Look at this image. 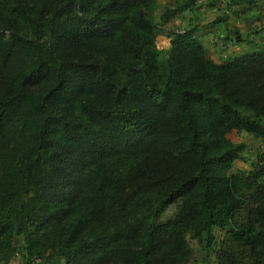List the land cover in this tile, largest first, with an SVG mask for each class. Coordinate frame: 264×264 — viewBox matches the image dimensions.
Returning <instances> with one entry per match:
<instances>
[{
    "label": "trees",
    "instance_id": "16d2710c",
    "mask_svg": "<svg viewBox=\"0 0 264 264\" xmlns=\"http://www.w3.org/2000/svg\"><path fill=\"white\" fill-rule=\"evenodd\" d=\"M144 1L0 0V264L19 235L64 264H191L215 226L213 264H264V153L230 174L227 137L264 142V50L215 62L192 28L161 61ZM14 14L47 17L45 50L5 38Z\"/></svg>",
    "mask_w": 264,
    "mask_h": 264
},
{
    "label": "rangeland",
    "instance_id": "374dc122",
    "mask_svg": "<svg viewBox=\"0 0 264 264\" xmlns=\"http://www.w3.org/2000/svg\"><path fill=\"white\" fill-rule=\"evenodd\" d=\"M225 1L228 0L144 1L142 3L143 10L146 16L155 24V45L156 50L158 51L159 60L165 61L169 58L170 51L173 47V42L177 38V35L187 30L186 25H183V23H181V25L178 24L179 20L182 19L181 15H185V21H190V27H188V29H192L191 26L196 24V19H198L201 14L214 12V8H217L219 3V6L222 7V4H224ZM50 3L51 0H48L45 5H49ZM228 3H233L236 6H243L247 12V18H251V16L264 17V0H229ZM9 4L10 3H7L8 8H14L10 7ZM13 6H15L14 3ZM52 10L53 8L50 9V11ZM76 10L79 11V4L76 5ZM14 16L15 17L9 21V27L6 29L5 38H10L11 32H18L25 35L30 42L43 44V50H45L46 46L49 45L48 41L52 40L50 36L53 35L47 32L49 30L50 23L47 17L45 18L46 24H44L37 33V31L31 27L29 23L26 24L22 23V21H19L21 20L22 15L14 14ZM238 17L239 16L235 14V18ZM213 18H215V13L210 15V20ZM218 18L219 17H217V19ZM225 24L228 26V23ZM223 28L226 31V28ZM252 28V30L251 27H248L242 31H239L238 29H233L230 27V31L232 32L233 36H220V39L224 38L223 43L219 41L217 43L216 41L215 43H213L214 41L211 43L209 40L211 45H208L204 39L197 36L195 37L202 45L207 57L213 59L215 62L222 63L246 53L264 50V22L257 23ZM0 32H2V29ZM46 41L47 44L44 46ZM215 44H218V47L221 49L220 51L215 46ZM50 109L53 110L51 107ZM227 137L238 148L233 162L228 169V173L232 174L239 170H252L257 163L258 155L260 153H264L263 140L244 130H232L227 133ZM177 209V204L165 205L162 208L158 218L160 220H166L167 218L173 216ZM223 231L224 229H222L220 226L214 227L215 240L209 247L205 244H200L197 239L192 238L191 236L188 237L190 245L194 251L191 264H209L210 262L213 264L216 247L222 234L224 233ZM25 245L26 243L24 241V237L21 235L17 236V252L8 264H64L66 262V258L64 256L58 255L51 251L42 252L41 255L30 256L28 250L25 248Z\"/></svg>",
    "mask_w": 264,
    "mask_h": 264
},
{
    "label": "crops",
    "instance_id": "0c3cea01",
    "mask_svg": "<svg viewBox=\"0 0 264 264\" xmlns=\"http://www.w3.org/2000/svg\"><path fill=\"white\" fill-rule=\"evenodd\" d=\"M228 2L229 0L225 1L224 4L221 3L222 7L219 6L220 5L219 3L218 7L214 8L213 10L214 12L201 14L199 18L196 19L197 20L195 22L196 24L191 26L195 30V36L204 39V41L208 45H211L213 41H214L213 43H215V41L216 43L218 41L223 43L224 38L220 39V36L222 37H225L226 35L233 36L232 32L230 31V27L233 29L234 28L238 29L239 31L251 27L252 30L253 29L252 27L255 24L264 22V17L251 16V18H247L248 15L246 10L243 8V6H236L233 3L230 4ZM212 13H215V18L210 20V15ZM235 14H237L239 17L235 18ZM181 17L182 19L179 20L178 24L181 25V23H183V25H186L188 29V27H190L189 24L190 21H185L186 18L184 14L181 15ZM217 17L219 18L217 19ZM225 23H228V26H226ZM223 27L226 28V31ZM209 40L211 41V43H209ZM215 46L218 48L219 51L221 50L218 47V44H215Z\"/></svg>",
    "mask_w": 264,
    "mask_h": 264
}]
</instances>
